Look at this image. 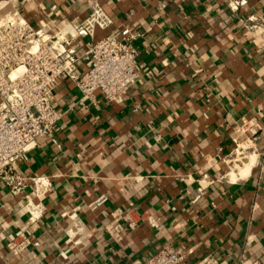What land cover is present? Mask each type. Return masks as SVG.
I'll list each match as a JSON object with an SVG mask.
<instances>
[{
    "label": "crops",
    "instance_id": "0c3cea01",
    "mask_svg": "<svg viewBox=\"0 0 264 264\" xmlns=\"http://www.w3.org/2000/svg\"><path fill=\"white\" fill-rule=\"evenodd\" d=\"M94 1L0 0V16L17 11L54 30L83 20ZM97 1L112 25L95 39L130 36L138 80L120 103L97 94L79 104L76 87L59 84L54 142L40 139L17 165L46 178L40 195L13 196L0 180V264H130L164 245L186 251L185 264L208 253L264 264V0L237 12L227 0ZM87 41H77L80 53ZM238 142L247 154L237 170ZM99 194L107 201L89 208ZM29 200L44 211L28 225ZM115 208L137 221L119 243L103 231ZM72 214L83 223L77 245L67 242ZM26 228L40 244L13 256L7 243Z\"/></svg>",
    "mask_w": 264,
    "mask_h": 264
},
{
    "label": "built area",
    "instance_id": "2783aa9c",
    "mask_svg": "<svg viewBox=\"0 0 264 264\" xmlns=\"http://www.w3.org/2000/svg\"><path fill=\"white\" fill-rule=\"evenodd\" d=\"M247 0H227L231 12H237ZM244 27L253 30L257 20L250 18ZM112 25L111 17L96 0L89 14L81 21L61 25L54 30L31 25L19 12L0 16V180L13 196L32 187L35 196L46 185L43 176H31L18 170L40 139L53 142L54 128L62 117L56 107L55 93L63 80L70 81L80 94L79 104L94 99L99 94L111 103H120L126 90L138 80V49L130 36L120 39L110 34L95 39L97 30H106ZM79 39H88L87 47L79 52ZM89 62L85 71H79V61ZM241 155V157H239ZM238 156V158H237ZM246 150L236 143L229 159L232 169L243 164L231 162L245 159ZM203 178H209L207 174ZM209 182H213L211 179ZM107 201L106 194L97 195L89 208L97 209ZM29 215L28 225L39 222L43 215L40 202L32 200L23 205ZM110 221L103 226L104 233L114 243L124 238L127 230H134L137 221L132 211L115 208L110 212ZM72 226L66 231L67 242L79 244L83 223L72 214ZM142 220V216H140ZM151 225L153 219L148 218ZM27 225V226H28ZM26 226V227H27ZM39 241L27 230L12 235L7 250L21 257L29 248L39 246ZM60 256L66 258L65 251ZM187 252L169 245L162 246L154 254L136 259L130 264H185ZM197 264H226L212 254L203 256ZM236 264H259L257 260L244 259Z\"/></svg>",
    "mask_w": 264,
    "mask_h": 264
},
{
    "label": "rangeland",
    "instance_id": "374dc122",
    "mask_svg": "<svg viewBox=\"0 0 264 264\" xmlns=\"http://www.w3.org/2000/svg\"><path fill=\"white\" fill-rule=\"evenodd\" d=\"M247 154V153H246ZM239 157H241V155L239 156ZM237 158H238V156H237ZM244 161V159H240V162L238 161V160H235V161H233V162H231V165H233V164H236V163H241V162H243ZM241 166V165H240ZM237 167H239V166H237ZM238 170V169H237ZM230 172H232V171H234V170H229Z\"/></svg>",
    "mask_w": 264,
    "mask_h": 264
}]
</instances>
